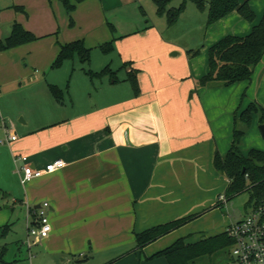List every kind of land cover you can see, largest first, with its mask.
<instances>
[{
    "label": "crops",
    "instance_id": "0c3cea01",
    "mask_svg": "<svg viewBox=\"0 0 264 264\" xmlns=\"http://www.w3.org/2000/svg\"><path fill=\"white\" fill-rule=\"evenodd\" d=\"M131 1L84 0L71 14L73 24L61 0H9L0 9V41L16 22L38 37L0 48L3 135H18L4 143L2 156L9 163L15 158L19 172L11 175L16 180L25 163L42 169L65 161L61 169L25 184V199L14 185L0 184V245L5 250L0 264H121L133 256L128 264H144L142 253L156 258L180 231L199 228L197 223L211 212L143 249L136 247L137 233L198 213L227 189L229 178L216 168L215 156L231 149L243 110L251 103L264 107V57L250 80L208 86L199 82L209 71V48L226 35L251 33L263 17L264 4L250 3L256 14L252 22L233 11L209 25L212 30L232 28L214 33L202 58L190 56L182 64L172 58L178 51L171 52L170 60L167 52L174 47L149 19L140 23L129 14L126 5ZM156 15L163 16L157 7ZM76 40L91 49L90 62L76 56L52 68L61 45ZM109 43L112 48L103 51L101 45ZM106 66L113 74L87 73ZM56 69L67 73L65 85L57 72L45 77ZM134 73L138 89L130 81ZM50 84L63 90L62 102ZM257 118L262 124L260 114L253 113L254 123ZM45 201L50 203L52 231L37 242L30 231ZM22 202L27 204V238L12 240L14 251L8 238L18 235L12 218ZM5 224L9 227L3 232ZM171 235L173 242L161 243ZM18 242L27 246L26 252ZM127 245L132 247L122 249Z\"/></svg>",
    "mask_w": 264,
    "mask_h": 264
},
{
    "label": "trees",
    "instance_id": "16d2710c",
    "mask_svg": "<svg viewBox=\"0 0 264 264\" xmlns=\"http://www.w3.org/2000/svg\"><path fill=\"white\" fill-rule=\"evenodd\" d=\"M61 1L70 14V23L73 24L71 14L76 9L77 3L84 0ZM173 1L174 0H154L157 13L166 15L169 25H174L178 21L188 0H183L178 7H169ZM192 1L200 10H206V0ZM233 11H238L250 22L254 21L256 18V14L249 0L243 2L239 0H210L208 5L207 24L211 25ZM112 29H114L113 26ZM36 39H38V37L32 31L27 30L22 24L16 22L13 24L11 34L0 41V48H12ZM101 48L103 51L107 52L112 48V44H103ZM194 54L196 55L197 52H194ZM76 56H78L83 63L90 62L91 60V49L86 47L83 40L62 44L51 67L59 68L66 60L73 59ZM263 57L264 14L261 21L253 27V30L248 35L238 36L229 34L209 48V71L200 79L199 83L201 86H208L213 82L232 85L237 82L250 80L256 66L262 61ZM87 73L91 77H103L107 74H113L109 66H106L100 71L88 70ZM130 81L134 88L138 89L136 73L131 75ZM49 86L54 97L62 102L63 90L55 84H50ZM253 113H259L260 122L264 123V107L260 106L258 103H251L243 110L238 120H236L234 140L231 149L225 155H221L217 152L215 156L216 168L229 178V184L225 191L227 201L244 191L252 189L259 195L262 190L264 180V151L253 149L246 156L240 150V143L245 133L244 127L251 124ZM247 174L249 176L248 180L246 179ZM1 194L2 192H0V195ZM217 205H219V203L215 204V206ZM199 216V213L189 214L137 233L136 247L143 249L158 238L177 230ZM8 227L9 226L6 225L3 232H5ZM185 239L186 236L180 237L171 246L156 253L155 257L165 256L169 264H188L189 260L199 255L212 254L219 250L230 248L233 245V240L226 230L201 239L195 243L186 242ZM4 255L5 250L0 245V260H3Z\"/></svg>",
    "mask_w": 264,
    "mask_h": 264
},
{
    "label": "rangeland",
    "instance_id": "374dc122",
    "mask_svg": "<svg viewBox=\"0 0 264 264\" xmlns=\"http://www.w3.org/2000/svg\"><path fill=\"white\" fill-rule=\"evenodd\" d=\"M8 1L9 0H0V9L5 7L4 5H6V2ZM182 1L183 0H174L169 5V7H178L182 3ZM209 1L210 0H206V4H207L206 10H200L192 0H188L184 11L182 12L180 18L174 25L168 24L166 15L163 16L156 15V5L154 3V0H132L130 4L126 5V9L129 11V14L135 17V19L139 20L140 23L141 22L145 23V20L149 19V21L152 22V24H154L156 28L160 31L162 39L174 47L172 50L167 52V55L170 56V60H172L171 52L178 51L179 54L177 56H173L172 58H175V61L177 63L184 64V61L187 60L190 56L198 59L202 58L200 57L202 56L201 52L204 50V48H207V46L211 43V41L214 40L213 39V36L215 35L214 33L221 31L223 33L224 32L228 33L232 28L229 27V25H228L229 28L227 29L223 28L222 30L218 27H216L215 30H212L209 27V25L207 24ZM243 1L244 0H242V2ZM249 3H251V5L254 7V5L259 6L261 5V3L264 4V0H250ZM143 11H145L146 15H143ZM153 40L154 39H149V41H153ZM198 50H200L199 53L195 55L194 52ZM54 72L55 73L57 72L59 74V79L64 83V85L69 81L68 77L66 76L67 73H65L63 69H56V71H52L51 75L46 74L45 77L49 79L54 74ZM41 76L44 77V74L41 73ZM257 121L258 118L255 120L256 123L252 121L251 124L246 125L244 127L245 133L240 143V150L246 156L253 149L264 151V135L260 128L261 124L257 123ZM2 123H3V119L0 116V139L5 138V135H3L4 134L3 128L5 124ZM17 126L20 127L22 125L17 124ZM18 133L19 135H21L20 132ZM5 144L4 143L0 144V184L8 183L6 185H10V184L14 185L17 189L18 195L21 198L25 199L26 198L25 186H24L25 184L22 183L21 178L18 177V179L16 180V178L11 175V171H15L17 174L19 172L17 164L14 163L15 158L12 157V163L11 162L9 163L8 157L2 156L3 148ZM246 179L248 180L247 177ZM224 194L225 191L222 192L221 194L219 193L216 194L215 197L212 199L213 203L212 202L209 203L208 205L205 206L204 209L198 212L200 214L199 217H201L206 213L211 212V214L208 217L199 221L200 223H197L200 224L199 228L194 229L192 226L185 227V225L188 224L186 223L185 225H183L185 228L179 232L180 233L179 236H176L175 239L177 240L180 237L186 236L185 239L186 242L195 243L201 239H204L206 237L221 232L223 229H226V227L231 222H235L236 220L244 218L247 215V213H249V211L251 210V206L253 205L257 196L255 190L251 189L249 191H244L238 195H235L231 199H228L227 202H224V200L220 199V196ZM217 203H219V205L215 206V204ZM17 205H18L17 210L14 213L12 222L14 221L13 224H15V228L17 227L16 230L18 231V235L14 233L11 234L8 238V241L12 246L11 248L14 251H15L14 246H16V243L12 240L15 239L19 241V239L26 240L27 238L26 237L27 204L26 202H22ZM174 236L171 235L166 237L163 241H161V243L168 241L173 242V240H175L173 239ZM12 242L14 244H12ZM18 243H19V247L22 248L24 252H26L28 249L27 246L22 245V243L20 242ZM127 244L129 245V243ZM128 245L127 248L126 246H123L122 249L128 250L132 247ZM231 248L232 246L230 248L219 250L218 252L212 254L199 255L189 260L188 264H224L228 261L230 257L229 255L231 253ZM133 258L135 257L133 256L129 260H133ZM141 258H143L144 261L146 262L144 264H168L165 257L146 259L144 253H142ZM129 260L127 259V261H125L124 258L121 264H128Z\"/></svg>",
    "mask_w": 264,
    "mask_h": 264
},
{
    "label": "built area",
    "instance_id": "2783aa9c",
    "mask_svg": "<svg viewBox=\"0 0 264 264\" xmlns=\"http://www.w3.org/2000/svg\"><path fill=\"white\" fill-rule=\"evenodd\" d=\"M17 138L16 133H9L6 139H0V144L6 141H14ZM19 159L27 161V156H20ZM64 166L65 161L62 159L50 162L42 169L25 163L20 167L22 171L21 181L23 184H27L35 178L53 173ZM246 177L249 178L248 174ZM220 199L227 202L225 194L221 195ZM49 209L50 203L48 201L40 204L37 209L38 223L30 231L37 242H42L52 231ZM225 230L232 238L233 245L230 257L224 264H264V180L261 193L256 196L249 213L244 218L231 222ZM28 244L30 245L31 242L28 241Z\"/></svg>",
    "mask_w": 264,
    "mask_h": 264
},
{
    "label": "water",
    "instance_id": "95a60500",
    "mask_svg": "<svg viewBox=\"0 0 264 264\" xmlns=\"http://www.w3.org/2000/svg\"><path fill=\"white\" fill-rule=\"evenodd\" d=\"M176 53H177V52H174L173 55H176ZM260 128H261V131H262V133H263V135H264V123H262V124L260 125Z\"/></svg>",
    "mask_w": 264,
    "mask_h": 264
}]
</instances>
